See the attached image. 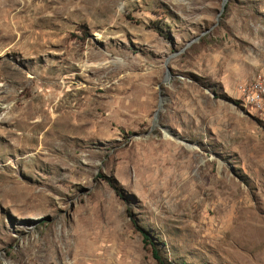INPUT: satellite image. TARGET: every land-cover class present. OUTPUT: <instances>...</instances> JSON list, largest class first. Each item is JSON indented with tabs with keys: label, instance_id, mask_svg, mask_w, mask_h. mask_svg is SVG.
Instances as JSON below:
<instances>
[{
	"label": "rangeland",
	"instance_id": "rangeland-1",
	"mask_svg": "<svg viewBox=\"0 0 264 264\" xmlns=\"http://www.w3.org/2000/svg\"><path fill=\"white\" fill-rule=\"evenodd\" d=\"M256 79L264 0H0V264H264Z\"/></svg>",
	"mask_w": 264,
	"mask_h": 264
},
{
	"label": "built area",
	"instance_id": "built-area-1",
	"mask_svg": "<svg viewBox=\"0 0 264 264\" xmlns=\"http://www.w3.org/2000/svg\"><path fill=\"white\" fill-rule=\"evenodd\" d=\"M243 100L264 114V80L256 79L242 87Z\"/></svg>",
	"mask_w": 264,
	"mask_h": 264
},
{
	"label": "trees",
	"instance_id": "trees-1",
	"mask_svg": "<svg viewBox=\"0 0 264 264\" xmlns=\"http://www.w3.org/2000/svg\"><path fill=\"white\" fill-rule=\"evenodd\" d=\"M108 182H109L110 186L113 187V189L117 192V194H119L123 197L124 194L122 193L121 189L118 187L117 183L111 179H108ZM141 232L144 236L145 243L150 244L152 246V253H153V256L156 259L157 263L158 264H169V262L160 253V250L158 249V247L154 243L150 234L147 231H144L143 229H141Z\"/></svg>",
	"mask_w": 264,
	"mask_h": 264
},
{
	"label": "bare ground",
	"instance_id": "bare-ground-1",
	"mask_svg": "<svg viewBox=\"0 0 264 264\" xmlns=\"http://www.w3.org/2000/svg\"><path fill=\"white\" fill-rule=\"evenodd\" d=\"M255 226V225H254ZM259 224L257 225V228H258ZM256 227V226H255Z\"/></svg>",
	"mask_w": 264,
	"mask_h": 264
}]
</instances>
